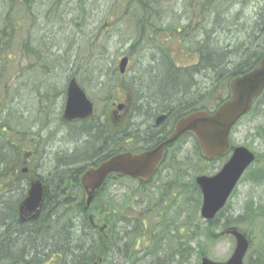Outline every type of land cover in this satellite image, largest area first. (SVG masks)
Masks as SVG:
<instances>
[{"label":"trees","instance_id":"trees-1","mask_svg":"<svg viewBox=\"0 0 264 264\" xmlns=\"http://www.w3.org/2000/svg\"><path fill=\"white\" fill-rule=\"evenodd\" d=\"M34 1L12 0L7 10L3 12V18L0 19V57L10 56V49L22 43L27 56L33 59L25 67L26 69L21 67L20 70L33 69L37 73L34 67L39 66V71H42L39 75L44 77L49 76L51 70L55 69L60 57L47 52L45 47L35 51L36 46L32 45L35 38L31 37V32L20 30V26L27 21L25 17L35 15L30 10ZM177 1L182 0H130L121 15L122 18L133 21L135 25V37H130L132 42L126 52L128 57H131L135 47L142 45H144L143 49L151 45L149 49L152 55L148 58L146 67L139 72L140 80L132 77L128 83L121 80L120 83L123 88L129 89L133 94L141 95L146 92L147 97L153 101V114L166 111L170 113L171 119L182 117L194 110H214L228 96L229 80L252 69L264 54V0L253 5L247 3L251 0H242L237 9H234V0H183L188 2L185 6L190 17L188 23L184 25H181V11L174 8ZM56 10L54 5L51 6L44 18H49V21L54 20ZM168 15L177 16V22L167 20ZM27 27L31 28L32 25ZM100 28L102 29L101 26ZM170 41L176 42L177 49L183 58L196 55L197 60L193 63L177 65L175 63L177 49L169 46ZM74 74L72 70L67 75V80ZM2 75L0 71V78ZM20 76L23 78L25 73L22 72ZM38 79H43L42 90L50 86V91L57 90L60 94L61 90L46 83L45 78L33 80ZM185 79L188 82L181 83V80ZM48 80L59 84L58 80ZM20 85L4 86L3 92L9 96L8 104L9 101H14L17 107ZM65 86L61 92L62 97H64ZM102 86L105 87L103 82ZM31 87L37 88L39 85L32 83ZM57 93L55 96H58ZM263 102L264 90L255 99L248 114H260ZM4 109L5 106L0 113ZM5 122L6 118L0 115V142H2L0 147H4V152L14 157L12 152L17 148L18 141L15 144L12 141L6 144V149L3 143L5 140L3 128H15L18 126V120L16 118L15 121ZM103 124L104 122L94 115L79 125L80 130L88 134L96 128L104 132L107 141L114 142V147L104 150L105 152L98 155V160L119 150L150 148L156 145L165 134L164 126L157 130L143 129L140 133L145 135L146 140L138 141L136 138L139 134L134 133L135 128L132 127L131 122L124 123L123 127L116 131L104 129ZM254 130L264 151V135L261 134L264 132V120L263 123L256 125ZM194 149L193 158L186 155L178 157L176 150L168 149L162 163L170 162L171 166L175 164V177L180 176V181L182 176L179 168L183 165L187 167L184 195L194 200L193 206L196 210L200 203V192L194 177L200 173H212L221 159L207 162L201 156L196 143H194ZM260 156L264 157V153L262 155L256 153V161ZM247 177L254 182H259L264 179V169L253 167L249 170ZM51 182H49L50 186L54 184ZM171 183L172 181L166 182V184ZM70 185H75L77 188L72 190L73 196H67L66 199H61L57 195L52 198L47 197L39 217L30 222H19L16 212L13 207L11 208L12 211L8 213L11 224L9 228L11 241L7 245L9 255L4 257L3 253L0 256V264H100L107 262L109 257L115 254L121 253L125 256L127 249L136 244L135 241L141 236V230L145 224H141L140 219H132L129 213H120L117 209L118 203L112 197L107 201V205H101L103 190L106 185H109L108 182L86 208L78 181L70 180ZM149 193L150 190L146 192V194ZM166 196L169 201V194L160 195L154 191L149 197L142 198H144L145 207L155 211L161 207ZM126 197L128 200L131 199V195ZM47 202L50 207L46 206ZM253 205L252 200L248 201L244 212L250 224L256 220V209ZM227 206L228 204L213 219L204 221V226L197 225V228H200L199 235L210 241L219 239L220 233H215V227L218 224H222L223 228L236 224L235 218L224 214ZM3 214L0 213L1 223L6 221ZM90 216L92 221L89 219ZM224 216L226 217L222 219ZM92 222L101 226L105 225V228L101 230L100 226H95ZM143 229L146 230V227ZM241 230L246 233V230ZM40 235L43 237V242L38 244L36 236ZM0 244L3 243L0 242ZM39 247H41L39 254L29 257L30 251L38 250ZM122 248L126 250L123 251ZM256 250L255 264H264L263 241ZM199 253L206 254L203 244H199ZM248 263L250 264V260Z\"/></svg>","mask_w":264,"mask_h":264},{"label":"rangeland","instance_id":"rangeland-1","mask_svg":"<svg viewBox=\"0 0 264 264\" xmlns=\"http://www.w3.org/2000/svg\"><path fill=\"white\" fill-rule=\"evenodd\" d=\"M2 1L4 0H0V8L4 12L8 6H4ZM54 1L56 0H35L34 4H30V10L39 16H42L44 13L48 14ZM111 1L113 0H63V6L60 9L57 8L55 11L54 20L49 21L50 19H45L44 17L37 19V25L34 24L35 28H32V38L37 36L35 32L38 34L40 27H42L41 29H45L57 42L62 39L66 42H73L72 51L74 52L68 51L66 42L61 41L60 49L53 48L54 55L60 57L59 62L55 66V69L51 70L49 76L43 77L39 75V73H42V71H39V66L34 67L38 71L37 73L33 69L20 70L21 67L26 69L25 67L30 64V60L33 58L28 59L22 43L13 46L10 49L9 59L3 61L2 56L0 57V71L3 73L0 78V110L8 105L7 101L9 100V96L3 92L5 91L4 86L10 85L11 87L12 84H21V80L24 78L32 83L36 82L33 80L34 78L58 80L59 84H55V87L62 90L64 85H66L67 75L74 70L75 74L72 76H75L77 81L81 83L80 85L88 98L95 101L96 114L101 110L103 103L101 98L107 92V87H103L102 82L105 84L107 80L115 79L118 82L121 80L128 83L132 77L140 79V76H138L139 72L146 67L147 60L152 55L150 47H144L146 49H143L144 45L135 47L134 52L129 58L125 74L121 76L117 73L118 59L120 56L127 55L126 52L129 44L132 42L130 37H135V25L133 21L122 18L121 15L124 10L122 6L109 7L108 4ZM82 2L84 3L83 5ZM234 2L235 6H237H234V9H237L238 4L242 0H234ZM259 2L260 0H255L254 2L251 0L247 3L253 5ZM186 4L188 2L182 0L177 1L174 6L175 10L181 11V25L187 24V21L190 19L187 14ZM54 6L56 7V4ZM32 18L33 16H27L25 20L28 21ZM166 18L167 20H175L177 22V16L172 17L168 15ZM175 43V41H170L169 46L177 49ZM34 45L36 46L35 43ZM176 51L175 63L177 65L193 63L197 60L196 55L183 58L178 49ZM68 55H72L73 61L68 63L67 68L69 70H66V64L61 66L60 63L63 61L62 58H67ZM22 72L25 73L23 78L20 76ZM31 93L19 90V96H17L18 100L23 98L25 107L28 110L35 108L33 93ZM143 95L145 99L141 100L149 99L146 92ZM56 100L62 101V98L58 97ZM45 101L47 99L42 98V102ZM259 113H250L238 121L232 129L231 141L235 145L243 144L257 154L262 155L264 153L263 146L254 135V128L256 125L263 123L264 102L261 105ZM14 117L17 118V127L21 130L28 129L31 126L26 121L21 122L18 116ZM78 131L79 129L76 126L72 131V135ZM69 140L70 137L65 138L61 142V146L63 148L68 147ZM194 143L191 137L187 136L184 138L181 145L176 147L178 157L186 155V157L193 158L195 152ZM258 158L242 175L224 211L225 215L236 219V224L234 225L246 230V234L250 240L248 250L244 256V264H249V260L250 264H255L254 261L257 259L256 247L264 240V179L254 182L247 177V173L253 167H262L264 169V157L260 156ZM217 170L215 169V171ZM163 182L162 180L157 183L161 184ZM125 183L129 182L125 181ZM154 191L159 194L155 189ZM121 192H123V189H118L117 184L112 182L109 194L107 197L102 198L103 204L101 205H107V201L112 197L118 203L117 209L120 213H129L130 217L136 218L137 216L140 219L141 211L142 209L146 210V205H140L136 201L139 197H130L131 199L129 200L127 197H123L121 201V197L118 196ZM250 200L253 201V207L256 209V220L252 224H250L247 214L244 213L245 206ZM193 205L194 200L189 199L187 195L181 197L177 195L171 201H167L164 208L163 206L157 208L150 216L144 215L143 219H147L148 224L146 230L142 228L141 236L138 237L140 240H137L135 245L127 249L125 256L121 253L115 254L110 256L107 262L100 264H198L201 256L199 244L204 245L206 255L209 258L225 261L233 251L235 244L233 237L223 235L219 239L210 241L199 235L200 228H197V225L204 226V220L199 216L200 203L196 210ZM159 209L161 210L158 211ZM225 217H222V219ZM150 229H152L151 232ZM222 229L223 225L218 224L215 227V233H220ZM117 230L119 231V228ZM122 249L123 251L126 250L125 248ZM249 256L250 259H248Z\"/></svg>","mask_w":264,"mask_h":264},{"label":"water","instance_id":"water-1","mask_svg":"<svg viewBox=\"0 0 264 264\" xmlns=\"http://www.w3.org/2000/svg\"><path fill=\"white\" fill-rule=\"evenodd\" d=\"M128 57L119 63L120 72H124ZM264 89V55L256 66L249 71L234 76L229 81L228 97L215 110H195L179 118L173 131L157 146L138 152L121 151L101 161L95 167H89L81 176L80 184L88 206L97 194L108 175L112 172L147 180L162 161L166 146L172 144L184 133L194 134L201 154L206 159H216L224 155L229 147V132L236 121L246 114L254 99ZM93 105L84 90L72 77L67 86L62 119L65 121L84 120L92 116ZM164 115L156 119L159 123ZM255 154L245 146L233 148L230 157L221 169L213 175H198L195 182L201 192L200 217L212 219L223 208L232 190L244 170L254 161ZM45 185L35 180L19 204L18 220H32L40 213ZM222 233L231 235L235 240L230 257L223 262H216L202 256L200 264H243V257L248 249L249 240L235 226Z\"/></svg>","mask_w":264,"mask_h":264},{"label":"flooded vegetation","instance_id":"flooded-vegetation-1","mask_svg":"<svg viewBox=\"0 0 264 264\" xmlns=\"http://www.w3.org/2000/svg\"><path fill=\"white\" fill-rule=\"evenodd\" d=\"M35 81H36L35 84L39 85V87H37V88L31 87L32 82H30L29 80H25V78L22 79V83H21L20 88H19V90H21L22 92L29 91V92L33 93V99L35 102V108L34 109L28 110L25 107V102H24L23 98H21V100H19V102H18L17 107H16L14 101H9V104L5 107L4 111L2 113H0L1 116L3 115L6 118L5 123L15 121L16 118L14 116H18V118L21 120V122L26 121L28 123V125H31L28 127L27 131H24L22 133H18V134H20L19 135L20 137H17L15 139V140H18V146L12 152V154H14V157H15L13 163L0 170V197L5 192L6 187L9 188V186H11V185L18 184L19 186H24V188H26L27 184H28L27 179H29L33 175V172H35L37 166L38 167L41 166V164L44 161H46V157L40 158L39 160H35L36 154L39 151V149H43L42 136H41V134L38 133V130H41L42 127L49 126L48 124H50L51 127L54 125H57V124H61V126L63 128H66V130H67V136L70 137L72 131L74 130V128H76V126L80 130V127H79L80 123L90 119V118H88L85 120H78V121H65L62 119V112H63L64 106L62 107V109H60L57 112L45 113L46 108L53 101V99L57 93V90L56 91H54V90L50 91L49 88H44L42 90L41 85H42L43 79H38ZM45 81H46V83L48 82V84L49 83L52 84L51 82L53 80L45 79ZM67 86H68V80H66L64 97H62V94H61L62 90L60 91V94L57 93L58 96L62 98L63 104L65 103ZM121 91L122 92L117 94L115 96V98H113L112 100H110L109 102L104 104L103 110L99 111V113H102L101 116L99 117V119H101L102 122H104V124H103L104 129L107 130V128H108L110 131H116V130L122 128L124 123L131 122L132 127L135 128L134 133L139 134L136 139L138 141H142V140L145 141L146 140L145 135L140 133V132H142L143 129H145L146 131L148 129L157 130V129H160L161 127L164 126L165 134L157 144L162 142L173 131L174 125L179 118L171 119L170 113L166 112V111H162V112H159L157 114H153L154 112H147L145 110L148 109L149 106H152V108H153V103H152L153 101L151 99L141 100V99H145V96L143 94H141V95L133 94L127 88L126 89L123 88V90H121ZM42 98L47 99V101L42 102ZM93 105H94V103H93ZM108 113H112V116L109 118V121L107 119ZM160 115H164V117L159 123H156V119ZM49 128H50V126H49ZM11 132L16 133V131L14 129H10L7 127L3 128V136L5 137V140H7V139L10 140V139L14 138V136H12L10 134ZM102 133L104 134V132H102ZM114 134L118 135L116 133H114ZM141 136H143V138ZM186 137L187 136H185V135L180 136L175 142H173L167 148L166 153H167L168 149H175L176 150V147L181 145V142ZM154 146H152L150 148H139V149L130 150V151L138 152V151H142V150H148V149L153 148ZM30 147H33L34 151L29 150ZM66 148H69V144H68V147H66ZM2 151L4 152V147H0V154L3 153ZM121 151H123V150H121ZM121 151H118V152H121ZM103 152H105V151L100 152L98 155H100ZM118 152H116V153H118ZM116 153H113V154H116ZM113 154H111V155H113ZM111 155H109V156H111ZM108 157H106V158H108ZM106 158H104V159H106ZM43 159H44V161H43ZM99 161H101V159ZM175 167H176V165L174 164L171 166L170 162L162 163L158 166V169L156 170V172L148 180H142L139 178H134V177L124 176V175L118 174V175L114 176L115 180H113L112 182H115L117 184L118 189L119 188L123 189V192L118 194V196L121 197V201H122L123 197L131 195V197H137V198L139 197L138 199H136V201L140 205L141 204L144 205L145 201H144V198H142V197L150 196L151 192H154V189L156 190V192L160 193V195L161 194L164 195L165 193H166V195L169 194V198L171 201L177 195L180 197L184 196V193L186 191L185 183H186L187 167L185 165H183L182 167L179 168L180 174L182 176L181 181H180V176L177 178L175 177V173H174V171L176 170ZM65 180L66 181L63 185L58 186L56 189H52V190H58V189L67 188V187L71 186L70 180H68V179H65ZM162 180L164 181L163 183H161V184L157 183V182L162 181ZM41 181L44 185H46L48 187L49 182L51 181V176L50 175H47L45 177L43 176L41 178ZM125 181H128L129 183H125ZM168 181H172V183L166 184V182H168ZM112 182H108V184L110 185ZM67 190L70 193L71 189H67ZM109 190H110V186L106 185L104 190H103L102 196L107 197V195L109 194ZM148 190H150V193L146 194V192ZM27 192H26V194H27ZM69 193H67L65 190L61 194H69ZM21 200L18 201V203H16L15 206H13V209L16 213L18 212V206H19ZM167 200H168V198L166 196L165 200L162 201L161 206H164L166 203L164 204L163 202L167 201ZM44 203H45V201H43L42 206L44 205ZM145 209H146L145 211H144V209H142V211H141L140 220H141V224L143 223L147 226L148 221H147V219H143V217H144V215H147V216L152 215L154 213V211H153L154 209L151 210L149 207H145ZM160 210L161 209H159L158 211H160ZM2 211H3V209H0V213H4L3 217H5V215L7 213H9V210L4 211V212H2ZM132 219L135 220V219H139V218H137V216H136V218H132ZM145 225L143 226V228L146 227ZM7 231L10 234L9 225L7 226ZM138 240H140V239H138ZM52 264H54V263H52Z\"/></svg>","mask_w":264,"mask_h":264},{"label":"bare ground","instance_id":"bare-ground-1","mask_svg":"<svg viewBox=\"0 0 264 264\" xmlns=\"http://www.w3.org/2000/svg\"><path fill=\"white\" fill-rule=\"evenodd\" d=\"M129 1L130 0H113V1H111L110 4H108V6L111 8H115L117 6H122L123 8H125L126 5L129 3ZM2 3L4 6H8L10 3H12V0H5V1H2ZM62 3H63V0L54 1L53 5L56 4V7L54 6V8L60 9L64 4V3L63 4ZM0 6H1V4H0ZM44 14L42 16L34 15L32 19L25 21L20 26V30L24 29L26 32L32 33V31H33L32 28H35L34 24L37 25V23H36L37 19H39L41 17L43 18L45 15H47V14H45V15ZM2 15H3V10L0 8V19L3 18ZM29 25H32V27L31 28L27 27ZM41 28L42 27H40L38 34H37V32H35L37 35L33 41L36 44L35 51L45 47L47 52L49 51L51 53H54L53 48L60 49L61 44H62L61 41H65V40L62 39L61 41L57 42V41H55V39H53V36L48 34L45 29L43 30ZM34 43H32V45L35 47ZM150 46L151 45H149L147 48H149ZM66 48L68 49V51L69 50L72 51L73 50V42L67 41L66 42ZM72 52H74V51H72ZM27 57H28V59L31 58V56H29V55ZM123 57H124V55L119 57L118 66H119L120 60ZM2 58L4 61L6 59H9L10 57L8 55H4ZM62 60L63 61H61L60 65L63 66V64H66V68H67L69 65L68 63L73 61V57H72V55H68L67 58H62ZM66 70H68V68ZM138 80H140V79H138ZM187 82H188V80H186V79L181 80V83L186 84ZM51 83H52V85L55 86V82H51ZM105 86L107 87V89H106L107 92L101 98V100L103 101L101 110L104 109L105 103H107L110 100H112L113 98H115V96L117 94H119L120 92H122L121 90H123V85L120 82L116 81L115 79L107 80V83H105ZM48 88H50V86H48ZM58 97L59 96L54 97L51 104L46 108L45 113L57 112L60 109H62V107L65 105V103L63 104L62 101L56 100ZM89 100L92 102V105H93V103L95 105L94 100H91V99H89ZM94 105H93L92 116L95 115L97 117H100L102 113L98 112V114H96V106H94ZM63 111H64V108H63ZM145 111L153 112L152 106H149L148 109H146ZM48 125L50 126V128H49V126H46V127H42L41 130H38V133L41 134V136H42L43 149H39V151L37 152L36 157H35V160H39L40 158L46 157V161H44V159H43L44 162L41 164V166H39V167L37 166L35 172H33V175L29 179H27L28 184H27L26 188H24V186H19L18 184L11 185V186H9V188L6 187L5 192L0 197V209H3L2 212L9 210V213H10V211H12L11 208L13 206H15V204L18 203V201H20L21 199L23 200V197L26 196V192L29 190L31 182H33L35 180L41 181V178L43 176L45 177L47 175L51 176V181H52L51 183L52 184L54 183V184L52 186L49 185L48 187L45 185V190H44V194H43V201H46L47 197L52 198L55 195L61 197V199H66L67 196H73L72 190L77 189L75 185L74 186L71 185L67 188H62V189H58V190H52V189H56L58 186L63 185L66 181L65 179H68L71 181L77 180L78 184L81 186L79 179L81 178L83 173L86 171V169L89 167H95L99 164L100 161L98 160V154L100 152L108 149V148L114 147L113 141H107V139L104 137L105 135L102 132H100L98 129L94 128L93 130L90 131L89 134L87 132L81 131V130H79L78 132H74L73 135L71 133L72 137L70 136L69 148H63V146H61V142L65 138L68 137L66 128H63L61 126V124H57V125H54L52 127L50 124H48ZM13 129L16 131V133L11 132L10 134L12 136H14V138H12L10 140H8V139L4 140V142H3L6 149H7V145L11 141L14 144L17 143L18 140H15V139L17 137H20L19 136L20 134H18V133H22V132L28 130V129L21 130L17 126ZM254 132H255V130H254ZM261 134L264 135V132H262ZM254 135L256 137H258L256 132ZM1 143L2 142H0V144ZM157 145H155V146H157ZM29 150L34 151V148L30 147ZM14 158L15 157H11L5 152L1 153L0 154V170L4 167L11 165L14 161ZM116 175H118L117 172L110 173L108 175V177L105 179V181L112 182L113 180H115L114 176H116ZM119 175H121V174H119ZM67 189H71L70 193ZM65 190L69 194H61ZM46 206L50 207L48 202H47ZM37 217H39V215ZM4 220H6V221L3 223L0 222V242L3 243V244H0V256H2L4 253L5 254L4 257H6L7 254L9 255V248L7 247V245L11 241V235L7 231V226L9 225V228L11 226L8 213L5 215ZM36 237H38V238H36V241H38L36 243L41 244L43 242V240H42L43 237H41V235L36 236ZM40 249H41V247H39L38 250H36V249L31 250L29 257L36 255V254H39Z\"/></svg>","mask_w":264,"mask_h":264}]
</instances>
